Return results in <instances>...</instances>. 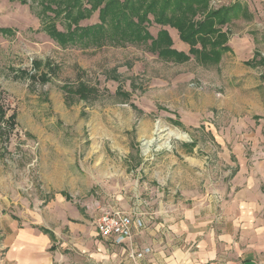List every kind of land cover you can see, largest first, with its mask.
Instances as JSON below:
<instances>
[{
	"label": "rangeland",
	"instance_id": "374dc122",
	"mask_svg": "<svg viewBox=\"0 0 264 264\" xmlns=\"http://www.w3.org/2000/svg\"><path fill=\"white\" fill-rule=\"evenodd\" d=\"M74 1L0 0V264L11 224L69 240L72 221L86 242L101 210L149 220L215 195L220 209L264 163V0L174 13L207 22L202 45L158 21L162 2L144 14L152 0H78L74 21ZM121 9L139 39L101 23Z\"/></svg>",
	"mask_w": 264,
	"mask_h": 264
},
{
	"label": "crops",
	"instance_id": "0c3cea01",
	"mask_svg": "<svg viewBox=\"0 0 264 264\" xmlns=\"http://www.w3.org/2000/svg\"><path fill=\"white\" fill-rule=\"evenodd\" d=\"M250 170L247 179L231 180L220 209L219 195L206 196L195 210L173 205L168 213L139 218L143 227L123 245L101 239L95 229L90 240L75 241L79 228L88 230L72 221L63 226L69 240H56L47 227L11 224L2 245L5 264H134L130 251L146 250L135 264H264V163Z\"/></svg>",
	"mask_w": 264,
	"mask_h": 264
},
{
	"label": "trees",
	"instance_id": "16d2710c",
	"mask_svg": "<svg viewBox=\"0 0 264 264\" xmlns=\"http://www.w3.org/2000/svg\"><path fill=\"white\" fill-rule=\"evenodd\" d=\"M93 2V1H98V3H102V0H86L87 3L89 2ZM78 0H75L73 5H72V11H67V13H65L67 15L68 18L70 19H74V21L77 20V18L79 16H81L84 12V10H80V11H75L74 9L77 7V4H78ZM159 2H162V5H161V14L162 16H160V18H158V21H161L162 20V17L164 18L165 16V20L166 22L168 21V23H170L169 25L170 26H174L175 28H179L180 29V32L182 30H185V28L187 27H194V29H192L189 34L187 35H184V38L185 39H195L197 38V35L200 36V40H201V45L203 44V42L205 41L201 31L202 29L207 25V22H200L198 25H193L191 24L188 20H185L184 21H176V23H174V19H176L175 17V14H181L183 13V10H184V13L187 14V13H190V12H196V10H201V8L203 9H206L207 8V5H208V2L207 0H152L150 5H148L147 9L144 11V14L146 13H152L153 11V8L159 3ZM126 4H124V8L123 10H128L127 6H125ZM114 7V4L113 3H108L107 5H105V11L107 14L106 16H109V13H110V9H112ZM95 9L96 6L93 5L92 9ZM236 6L233 5L232 7L228 8V9H225L224 10V13L222 14V18L220 19L219 23L220 25H223L225 24L226 22H228V15L229 13L231 12V14H234L236 12ZM86 10V9H85ZM123 10L121 9V12L119 14V16H113L112 12L110 14V17L108 20H106V16L105 14L101 13V18H100V21L102 24H105V25H112V26H116V27H123L124 30H132L134 29V32H136V35L134 34V36L136 37V39H139L140 38V35H141V29L139 27H136V25H134L133 22H131L130 20L127 21L128 23H126L125 25H123V22H124V19H125V13L123 12ZM87 11V10H86ZM79 12V13H78ZM88 12V11H87ZM119 11H117L118 13ZM169 13V14H168ZM175 13V14H174ZM174 14V15H173ZM184 14V15H185ZM213 14V13H212ZM168 15V16H166ZM182 16V15H181ZM80 19L83 18V15L82 17H79ZM110 21V23H109ZM97 31L99 30H102L101 27H97L95 28ZM188 29V28H187ZM216 27H211L210 31L208 32L209 35L210 34H213V33H219L221 34L220 32H217V30H215ZM77 30V29H76ZM85 30V29H83ZM8 32V31H7ZM75 32V30H72V31H69L64 37H61V39H63L64 41H73L72 43H74V40L76 38H71L73 35V33ZM149 37L147 35L144 36V39H148ZM151 39V37L149 38ZM204 40V41H203ZM218 46H215L214 47V51H213V55L218 58L219 57V54H218V51L216 50ZM216 50V51H215Z\"/></svg>",
	"mask_w": 264,
	"mask_h": 264
},
{
	"label": "built area",
	"instance_id": "2783aa9c",
	"mask_svg": "<svg viewBox=\"0 0 264 264\" xmlns=\"http://www.w3.org/2000/svg\"><path fill=\"white\" fill-rule=\"evenodd\" d=\"M95 231L103 240H109L114 245H123L131 241L133 231L141 229L142 223L117 210H101L94 221ZM148 252L130 251L129 257L135 264L136 261Z\"/></svg>",
	"mask_w": 264,
	"mask_h": 264
}]
</instances>
